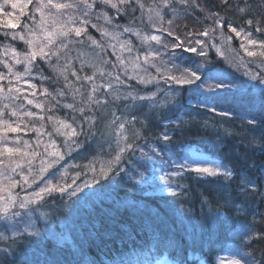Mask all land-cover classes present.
<instances>
[{
	"label": "snow or ice",
	"instance_id": "snow-or-ice-1",
	"mask_svg": "<svg viewBox=\"0 0 264 264\" xmlns=\"http://www.w3.org/2000/svg\"><path fill=\"white\" fill-rule=\"evenodd\" d=\"M178 2L186 14L189 9L193 8H199L201 12H204L197 0H178ZM223 2L227 3L228 0H223ZM176 3L177 0H158V2L153 0V3L147 7L143 0H74V2L72 0H64V2H60V0H2L0 3V35L10 38L12 41H22L27 46V50L24 52H18L10 44L4 45L2 48L3 56H0V64L4 65L7 73L0 72V81L6 80L8 86L5 90L4 84L0 83V101L22 100L41 112L45 110L50 112L59 105L56 97L66 95L64 89L72 94L74 100V103L63 105V107L72 110L71 122L53 115L47 116V121L52 124V132L45 131V115L27 109L23 102L16 105L4 103L0 107V218L10 221L16 217L25 218L21 221L25 225L23 229L13 230L11 237L0 233V239L11 241L8 248L0 249V252L4 253L5 261L9 250L13 254L15 253L14 246L23 247V245H18L17 241L33 243L36 242L33 238L45 239L53 231L51 219L47 217L45 229L36 226L28 211L32 205L42 206L47 203L45 197L55 192L68 194L70 200L76 198V200L87 201L103 191L102 187L90 188V185H100L101 179L108 180L112 176H121V173L124 174L121 179L124 177L133 179V173L144 177V173L139 172L138 168L146 167L147 163L152 161L153 157L149 153H166L168 161L177 169L165 175L167 190L173 196L178 193L172 186L171 177L183 178L185 173H194L200 179L212 178L218 182L220 187L227 190L229 185L223 181L233 180L236 175L233 168L223 163L209 166V162L203 158V154L198 150H193L190 146L176 145L173 147L171 145L172 137L168 134L167 128L160 133L158 139L169 143L160 149L146 145L149 149L148 152L136 143L137 140L143 138L139 130L135 131L131 142L127 134L126 126H134L139 122L135 115H131V111L135 109L136 105L147 102L155 107L158 103L157 92L160 91L161 81L165 84L190 86V91L194 95L189 97V100H195L198 107L209 108L213 112L216 111V107L212 105L218 101L222 93L231 94L241 102H247L253 108L258 100L261 109H264V70L254 71L249 67V63H254L255 60L246 63L243 58H240L239 64L234 65L245 69L243 75L249 79L243 80L224 71H218L212 61L208 59L209 49H215L218 54L224 56L223 46L229 44L234 38L232 35H225V24L229 32L234 34L235 38H239L240 49H243L248 57H258L261 64H264V40H257L253 33L247 31L243 26H233L231 22L219 17L217 13H211L205 17L206 19L216 17L212 21L211 27H205L199 33L190 32L187 34L188 37H206L207 40L196 38L181 41L180 37L175 36L171 29L172 20L167 21L169 27H163L165 15L171 13L175 17L180 11L175 7ZM97 4L102 8L96 12V18L103 19L104 26L91 22V16ZM29 5L32 6L30 10ZM6 6H10L13 11H5ZM104 9H108V11ZM112 10L115 15L110 16L109 11ZM137 11L140 12V16H136ZM238 11L244 14L246 8L240 7ZM121 14L129 18L128 25L115 22ZM21 17H27L28 22L21 23ZM135 23H147L155 29V32L151 35L144 33L139 28L132 26ZM246 23L251 26L253 21L248 19ZM89 26L100 33V41L89 34ZM17 28H20V31H8ZM255 31L262 32L259 21H257ZM165 32L169 37L175 36V41L167 42L163 36ZM217 32H219L220 44L215 42ZM126 34L135 36L141 44L149 45V47L145 51L136 48L131 39H122ZM105 38H108L109 41L107 45L104 43ZM152 42L155 43V46H152ZM86 46L92 51L82 52L81 49ZM249 46L258 47L260 51H250ZM109 48L112 50L111 55L116 57V62L109 58ZM175 49H182L183 52L194 54L189 57L187 62L189 66L184 67L180 75L171 74L173 68L179 67L176 64L177 60L184 63L183 55L176 56L172 51ZM74 51L77 53L76 56L71 55ZM229 51L235 50L229 48ZM125 52L128 54L126 59ZM165 55L168 57L167 60H164ZM4 57H9L13 63L10 64ZM74 61H79L80 72L74 66ZM39 62L47 64L56 77L63 78L64 81V89H58L55 94L49 93L47 88L41 92V95L51 96L52 101H55V103L49 101L47 109H45V102L35 99L37 86L31 82L34 78L33 70L38 68ZM15 65H23V72L16 71ZM108 65H111V71L106 67ZM146 66L155 68L156 74L148 73ZM85 67L93 69L92 75L80 74ZM117 69L119 70L117 71ZM69 76L74 77V81L70 80ZM97 76L102 78L101 83L96 82ZM105 77L107 78L106 82L103 79ZM47 79V77H41L42 81ZM131 80H136L141 85L155 84L157 91L145 95H140L136 91H122V89L132 87L129 83ZM21 83L28 87H21ZM29 88L32 89L31 92H28ZM83 88H87V92L82 91ZM101 89L105 93L103 97H99ZM256 90H259L258 94L253 95ZM77 95L80 96L78 103L81 106L79 108L76 107L75 97ZM29 96L33 98H29ZM120 103L125 105L124 111L128 112L131 118H122L116 116L115 111L111 112L113 116L111 125L116 126L115 142L117 145L112 159L100 162L99 169L94 164L85 166L87 170L75 173L71 177L70 183L65 173L61 172L58 176L55 165L63 160L65 155L70 154L74 148L81 147L78 137L85 134L84 124L88 125V133H91L92 127L98 123V117L103 119L104 109L110 104L119 105ZM86 109L89 115H85ZM5 110H8L10 117L16 118L15 121L4 119ZM77 112L80 117L79 121L76 116ZM220 114L229 115L227 112ZM25 117L29 118V121H40L39 127L35 123L29 124L25 121ZM248 123L255 125L257 121L250 119ZM74 124L76 127H73ZM64 129H70V131H64ZM28 131L36 132V149H39L43 144V153L36 150L27 151L26 149L33 147L27 140L22 141V148L20 136L11 141L14 146H9L8 133H26ZM54 134L64 137L62 145H57L53 138ZM45 135L48 137L47 142L42 140ZM61 147L66 151H60ZM137 150L140 157L136 163H133L131 159H126V157L135 156ZM37 157H40V162L38 170H35L33 161ZM140 161H144V163H140ZM125 163L129 167H125ZM25 164L27 173L24 171ZM49 169L52 171L49 172ZM88 172L92 174L91 179L81 181V175L87 176ZM149 179L152 177L144 179L143 183L148 184ZM240 183L243 186L241 191L247 192L249 189L253 192L258 191L255 182L244 175H241ZM33 184H36V190L25 192L23 197L15 192L17 187L21 190L30 189ZM178 187L184 186L178 185ZM85 189H89V191H84ZM202 202H206V198ZM225 202L232 204L230 197H225ZM234 206L238 211L242 210L240 205ZM31 211L34 212L35 209H31ZM13 227L15 228V226ZM155 238L159 239L158 236ZM254 239H264V232H256L251 227H246L240 234L242 243L251 242ZM233 251L235 255L226 262L223 258H218L220 264H261L250 252H242L239 246ZM0 264H4V261H0ZM44 264H67V262L53 259L52 261L46 260ZM173 264H184V262L177 258Z\"/></svg>",
	"mask_w": 264,
	"mask_h": 264
},
{
	"label": "trees",
	"instance_id": "trees-1",
	"mask_svg": "<svg viewBox=\"0 0 264 264\" xmlns=\"http://www.w3.org/2000/svg\"><path fill=\"white\" fill-rule=\"evenodd\" d=\"M143 2L147 7L153 0ZM197 3L204 12L199 8H193L186 14L177 0L175 7L180 9L178 14L175 17L171 13L166 15L173 21L171 29L181 41L205 39L206 37H188L187 34L199 33L205 27H211L216 17L205 18L211 13H217L225 21L235 26H243L246 30L264 37V0H228L227 3L223 0H197ZM31 7L29 5V10ZM240 7L246 8L244 14L238 11ZM101 8V5H96L91 22L104 26L103 19L96 18V12ZM139 14L137 11L136 16ZM109 15H115L114 10L109 11ZM248 19L253 21L251 26L246 23ZM257 21L262 29L259 33L255 31ZM26 22L27 17H21V23ZM115 22L128 25L129 18L121 14ZM137 24L145 26L141 23L132 26L136 27ZM8 31H20V28ZM88 32L96 40H101L100 33L91 26L88 27ZM224 32L229 34L226 24ZM128 36L126 34L122 39H127ZM175 36H171L170 40L166 38L167 42L175 41ZM135 41L137 42V39ZM108 42V38H105L104 43L107 45ZM9 44L18 52L27 50L24 42L12 41L0 35V56H3V46ZM87 49L90 48L86 46L81 50ZM71 55L76 56L77 53L74 51ZM214 55L215 53L211 52L208 59L214 65H222L223 63L220 64ZM4 58L8 59L10 64L13 63L9 57ZM74 66L80 72L79 61H74ZM14 68L22 72L23 65H15ZM0 72L7 73L3 64H0ZM92 73V68L85 67L80 74ZM33 76L37 86L35 99L45 102L47 109L48 102L55 101H52L51 96L41 95V92L47 88L49 93L55 94L58 89H64L63 78L58 79L49 66L42 62H39L38 68H34ZM41 77L48 79L42 81ZM69 79L74 81V77L69 76ZM103 79L104 82L107 81L106 77ZM134 81L131 88L122 91H136L143 95L146 93L144 90L151 87L134 84L136 83ZM96 82L101 83L102 78L97 76ZM0 83L6 85V81ZM64 90L66 95L56 97L59 105L52 111L41 112L34 106L30 108L45 115L46 132L53 131L52 124L47 121L48 115L71 122L72 110L63 105L74 103V100L72 94L67 89ZM87 90L82 89L85 92ZM184 91L173 101H169L170 98L166 96L155 107L147 102L137 104L131 115H135L139 122L134 126H126L130 142L135 131L139 130L143 138L136 143L144 147L146 152L149 151L146 145L162 148L169 142L158 137L167 128L168 134L172 137L173 147L196 146L212 159L233 168L236 173L233 180L223 181L229 185L226 191L212 178L200 179L194 173H185L183 178L173 177L177 183L178 195L164 193L158 189L162 183L159 180L162 178L160 173L167 165L172 167V164L164 152L149 153L153 157L152 161L148 162L146 167L138 168L139 172L144 173V177L133 173V179L128 177L121 179L124 175L121 173V176H112L108 180L101 179L100 185H91L90 188L102 187L103 191L87 201L75 200L71 209L60 203V193L55 192L46 196L47 203L42 206L35 205L32 209H35L33 213L38 228L45 229L46 217L51 219L52 233L42 240L39 237L33 238L36 241L33 243L17 241V244L23 247L14 246V254L9 250L6 261L4 253L0 252V261H4V264H44L46 260L55 259L67 264H173V261L179 258L184 264H215L217 256L231 252L239 246L242 252H250L256 260L264 264V239L243 243L240 240V234L246 227H251L256 232H264V109H261L258 100L253 108L231 94L222 93L218 101L212 105L216 107V111L213 112L209 108L198 107L195 100H188L191 96L187 97ZM258 91L256 90L253 95H257ZM104 95L101 89L99 97ZM75 100L76 107L79 108L80 96L77 95ZM18 102L3 100L0 101V107L4 103L16 105ZM124 109L123 103L110 104L104 109L103 119L98 117V123L92 127L91 133H88V125L84 124L85 134L78 137L81 147L74 148L55 166L57 175L65 169L66 178L71 181L75 173L87 170L85 166L94 164L99 169L100 162L109 161L117 150L116 126L111 125L113 120L111 112L115 111L116 116L130 119L131 115ZM223 112L229 115H221ZM85 115H89L87 109ZM76 116L79 121L78 112ZM4 118L15 119L10 117L8 110H5ZM24 119L29 124L35 123L37 127L40 125L38 120L29 121L27 117ZM250 119H255L257 123L250 125L248 123ZM33 135H36L35 131L8 133L10 143L20 136L21 145L24 140L31 142L30 137ZM53 138L58 145L63 144L62 136L54 134ZM61 150L66 151L63 147ZM139 157L140 153L137 150L135 156L126 159L136 163ZM124 166L129 167L126 163ZM58 167L61 170H58ZM88 175H92L91 172H88ZM88 175H81L80 179L85 180ZM241 175L254 181L258 191L253 192L251 189L247 192L241 191L243 187L240 183ZM149 177L155 180L149 179L148 184H144L143 180ZM225 197H230L232 204H226ZM205 198L206 202H202ZM234 205H240L242 211H237ZM156 236L159 237L158 240ZM10 242L0 239V249L8 248Z\"/></svg>",
	"mask_w": 264,
	"mask_h": 264
},
{
	"label": "rangeland",
	"instance_id": "rangeland-1",
	"mask_svg": "<svg viewBox=\"0 0 264 264\" xmlns=\"http://www.w3.org/2000/svg\"><path fill=\"white\" fill-rule=\"evenodd\" d=\"M60 2H64V0H60ZM72 2H74V0H72ZM0 3H2V0H0ZM5 11H13V10L11 9L10 6H6L5 7ZM17 14H18V11H17ZM139 16H140V14H139ZM168 20H171V19L169 18V16H166L165 15V22H164L163 27H165V28L169 27V25L167 23ZM144 24H145V26H141L140 24H137L136 27H138L142 32L147 33L149 35H151V34H153L155 32V29H153L150 25H148L147 23H144ZM233 26H235V25H233ZM247 31H251V30H247ZM251 32L253 33L254 38H256L257 40H264V37L258 36V34H255L253 31H251ZM156 34H159V33H156ZM225 35H232L234 38H233V40L229 44L223 46L224 56H221L220 54H218L215 51V49H209L208 50V55H210L211 52H214L215 53L214 57H216V59H218V61L220 62V64L223 63L222 65H214L213 64V66L218 71H224L225 73L230 74L231 76H234L236 78L243 79V80H248L249 77H246V76L243 75L245 69L243 67H235L234 66V65L239 64L240 58H243L244 62H246V63L255 60L254 63H249V67H251L254 71L264 70V64H261L260 59L258 57H256V58L248 57L247 54L243 51V49H240V47H239V44H240L239 38H235L234 34H232L230 32H229V34H226L225 33ZM163 36H164V38H167L169 40L171 38V37H169L167 35L166 32L163 33ZM127 39H131L132 40V44L136 48H138V49H140L142 51L147 50V48L149 47V45L141 44L140 40H138L135 36H128ZM135 39H137V42L135 41ZM205 39L207 40V38H205ZM215 42L217 44H220L221 43L220 38H219V33L216 34ZM113 43H116V42L113 41ZM152 46H155V43L154 42H152ZM229 48H231V49H233L235 51H229ZM249 50L250 51H256V52L260 51V49H258V47H253V46H249ZM81 51L87 53V52L92 51V49L81 50ZM111 51L112 50L109 48L108 49L109 58L112 61L116 62V57L114 55H111ZM172 51L175 52L176 56L183 55L184 63H181V61L177 60L176 61V64L179 65V67L178 68H173L172 73H171L172 75H180V73L182 72L183 68L189 66L188 63H187L188 62V59H189L190 56H194V54L186 53V52H183L182 50H180V51H178V50H172ZM127 55L128 54L125 52L124 53L125 59L127 58ZM167 59H168V57H167V55H165L164 56V60H167ZM106 67L108 68V70H110V71L112 70L111 65H108ZM146 67H147L148 73H151L152 75H155L156 74L155 68H152V67H149V66H146ZM23 70H24V68H23ZM23 70H22V72H23ZM129 72H131V69H129ZM141 74L143 75L144 73H141ZM132 81L133 80L129 81V83L132 84L133 83ZM31 82L35 84L34 78L32 79ZM134 82H136L134 84H139L136 80ZM7 86L8 85H7V81H6L5 87L7 88ZM20 86L21 87H25V88L28 87L27 85H23L22 83L20 84ZM144 86H151L149 89L144 90V91H146L145 94L151 93L153 91H157V86L155 84L144 85ZM185 87H186V90L184 91V88ZM159 88H160V91L157 92V100H158V103H159V101L164 100L166 96H168V98H170L169 101H173V100H175V98L177 96H179V94H182L183 91H184V93H185V95L187 97L193 95V93L190 91V86H188V85H176L174 83L173 84H165L163 81H161L160 84H159ZM31 91H32V89L29 88L28 89V92H31ZM25 94H28V93H25ZM145 94H143V95H145ZM159 94H161V95H159ZM29 98H33V97L32 96H29ZM16 102H18V101H16ZM21 102H23V101H21ZM21 102H18V104L21 103ZM178 102H180V101H175V103H178ZM23 103H25L26 108L29 109V110H30L31 106H33V105H27L26 102H23ZM4 119H7V118H4ZM15 119H13V121H15ZM21 126L23 127V125H21ZM68 130H70V129H64V131H68ZM30 140H31L30 143L33 145V147L32 148H29V149H26V150L27 151L36 150V151H39V152L43 153V149H44V145L43 144L40 145V148L39 149H36L37 134L31 136L30 137ZM42 140L45 141V142H47L48 141V137L45 135V136L42 137ZM63 140H64V137H63ZM57 145H58V143H57ZM9 146H14V145L9 142ZM21 147L23 148V145H21ZM190 147L193 150H198L200 153H202L203 154V158L209 162V166L211 164L219 163L217 160L212 159L209 155H207L206 153H204L202 150L198 149L196 146H190ZM158 149H160V148H158ZM49 151H51V149H49ZM60 151H62L61 148H60ZM16 159H19V157H16ZM111 159L112 158H110L109 160H111ZM39 162H40V157H37L33 161V167H34L35 170H38V168H39ZM55 166H57V164ZM58 170H61V168L58 167ZM176 170L177 169H175V167L173 165H172V167H169L167 165L166 169L163 172L161 171L160 174L162 175V178L160 177L159 180L162 183L158 186V189L159 190H161L164 193H170L167 190L168 185H167L166 180H165V175L168 174V173H171L173 171H176ZM18 171H19V169H18ZM24 171H25V173H27V166H26V164L24 165ZM51 171H52V169H49V172H51ZM61 172L65 173L66 171H65V169H63V171H61ZM61 172H58V176H59V173H61ZM17 179H19V177H17ZM87 179H91V175H88ZM80 180L82 181V179H80ZM154 180L155 179L152 177V181H154ZM171 180L173 181V185L172 186L175 187L176 188V191H177V183L175 182V180H173V177H171ZM68 182L70 183L71 181H68ZM37 183H39V181H37ZM35 190H36V184H33L32 188H30V189L29 188H24L23 190H21L19 187H17L15 189V192L18 193L20 197H23L24 194H25V192H32V191H35ZM56 193H59V192H56ZM60 197H61L60 198L61 199V202L60 203L62 205H64V206L67 205V207H69L70 209L72 207H74V202H75L76 198H72V200H70L68 194H61ZM54 198L55 199H58L56 197H54ZM34 206L35 205H32L31 206V209ZM31 209H29L28 211L30 213L31 219L36 224V220H35V217H34V213H33V211H31ZM241 211H239V212H241ZM22 219H25V218L16 217L14 220H11V221L10 220H7V219H4V218H0V233H3L4 235H7V236H11V232L13 230H17V231L22 230L23 227L25 226L24 223L21 222ZM13 226H15V228ZM233 255H235L234 251L224 252V253L220 254L219 256H217V259H216V263L215 264H220V261L218 260V258H223V260L226 262ZM162 264H164V263H162Z\"/></svg>",
	"mask_w": 264,
	"mask_h": 264
}]
</instances>
